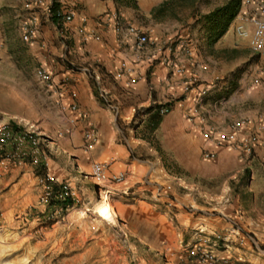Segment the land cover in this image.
I'll return each mask as SVG.
<instances>
[{"label":"crops","instance_id":"0c3cea01","mask_svg":"<svg viewBox=\"0 0 264 264\" xmlns=\"http://www.w3.org/2000/svg\"><path fill=\"white\" fill-rule=\"evenodd\" d=\"M52 1L54 7L72 10L74 15L63 23L46 18L37 33L38 40L50 44L49 50L38 54V61L54 71L55 85L46 88L43 95L52 108V122L42 123L43 129H38L49 139L51 157L45 162L48 172L59 180L71 179L80 184L79 188L107 192L118 217L142 235L152 249L118 220L113 224L147 251L172 255L183 264H208L188 254L190 246L200 243L216 256H226V251L213 245L209 237L213 231L229 230L231 219L202 213L199 205L189 208L185 174L173 171L168 162L175 148L180 150L178 159L187 148L215 151L214 157L202 158L205 162L229 160L241 150L242 158L262 166L264 173V52H253L248 38L235 31L239 16L257 11L256 3L240 0L236 14L214 38V27L205 15L229 0L206 11L196 10L186 20L166 17V8L177 0ZM24 9L18 4L17 15ZM116 14L123 16L121 24H117ZM127 24L146 32L152 43L138 52ZM247 28L251 30L252 26L248 24ZM185 43L190 54L182 47ZM67 53L77 65L73 72L65 67ZM122 60L131 70L118 74ZM190 75L197 82L185 92L184 81ZM72 102L76 110L61 107ZM167 103L169 111L161 114L152 130L162 142L158 149L140 136V123L127 124V120L143 109L147 126L149 113ZM240 118L246 123L236 133L237 147L217 145L213 137L228 131ZM89 127L96 130L97 139L86 148L84 132ZM252 133L258 135L254 154L240 145ZM94 162L105 163L99 176L87 177L77 167L79 163L91 174ZM32 188H41L36 167L29 163L0 164L1 207H26ZM259 218L264 219V214L259 213ZM239 228L256 245L264 240L263 221L250 217ZM228 253L227 264H264V250L253 249L248 241ZM182 256L185 259L181 260Z\"/></svg>","mask_w":264,"mask_h":264},{"label":"rangeland","instance_id":"374dc122","mask_svg":"<svg viewBox=\"0 0 264 264\" xmlns=\"http://www.w3.org/2000/svg\"><path fill=\"white\" fill-rule=\"evenodd\" d=\"M221 1L177 0L166 8V17L186 20L196 10L206 11ZM24 2L0 0V119L12 123H33L35 127L32 128L43 129L42 123L49 125L52 122V108L43 96L46 87L37 78L35 69L41 66L38 54L49 50L50 44L44 39H37L33 44L21 39V22L26 18L27 10H22L20 15L16 10L18 4L24 8ZM46 18L63 23L44 12L40 15L39 27ZM66 45H63V51ZM64 60L70 72L76 70L75 62L70 58L66 60V57ZM48 70L54 74L53 70ZM145 117V110L136 111L127 124L140 123V136L160 149L162 142L146 126ZM62 132L67 131L63 129ZM41 146L47 160L51 157L50 146L48 143ZM178 151L175 148L171 153L168 165L173 171L180 170L185 174L184 189L189 208L199 205L202 213L212 212L223 219L229 218L231 227L242 226V222L250 217L264 222L259 218V213L264 214L262 166L247 162L242 158L241 150L234 152L235 156H230L229 160L213 162L202 160L201 147L198 150L187 148L181 159H178ZM249 153L254 154V151ZM34 167L41 188H32L31 201L27 206L8 209L0 206V264H168L163 253L138 246L112 221L97 215L94 204L100 188H79L80 184L71 179H62L74 187L78 201L62 210L40 203L46 174L54 175L48 172L46 164ZM251 247L264 250V240L257 247ZM169 256L176 264L182 263L180 259Z\"/></svg>","mask_w":264,"mask_h":264},{"label":"built area","instance_id":"2783aa9c","mask_svg":"<svg viewBox=\"0 0 264 264\" xmlns=\"http://www.w3.org/2000/svg\"><path fill=\"white\" fill-rule=\"evenodd\" d=\"M243 1L248 3L252 0ZM253 1L257 5V11H247L242 13L235 26V31L240 37L248 38L249 47L253 52L261 53L264 52V0ZM24 6L27 10V16L21 22V39L29 44H33L37 40L41 13L45 12L63 22L70 21L74 15L72 10L54 7L52 0H25ZM115 19L117 24H121L123 16L116 14ZM248 24L252 26L251 30L247 28ZM126 29L132 36L134 47L138 52L143 51L147 45L152 43V40L147 33L140 28L132 24H127ZM182 47L186 54L191 53V49L188 47L187 43L182 44ZM129 70H131V67L127 61L122 60L119 64L118 74ZM177 70L180 71V68ZM35 74L47 89H52L54 87L53 74L48 69L38 66L35 69ZM65 80H67V78H65ZM196 82L197 80L195 76H188L184 81L183 90L188 92L195 87ZM204 92L205 89L201 90L200 94L202 95ZM61 107L63 109H77V105L74 102L63 104ZM155 109L160 114H164L170 109L169 103L158 105ZM71 122H74V119H71ZM245 123L246 120L243 118L234 120L230 124L229 130L225 133H221L217 137H213V141L217 145L225 143L236 148V133L245 125ZM96 139V130L91 127L87 128L84 132V146L86 148H91ZM257 142V133H252L249 137L243 138L240 145L247 153H249L253 150V147ZM42 143H47V140L37 128H32L25 123H12L0 119V164L29 163L34 166L43 165L45 164L46 155L41 146ZM215 155L216 152L210 149H204L202 151L203 158H212ZM104 167V162H94L92 164L91 174L93 176H99ZM46 175L47 181L43 185V191L39 199L40 203L53 205L56 207V210H62L70 203L78 201V195L74 187L68 181L58 180L48 173ZM210 235L209 240L212 244L225 250L226 256L218 257L214 253L207 251L200 243L190 246L188 249L189 256L195 258L201 263L227 264L230 259V253H228V251L241 248L246 241H248L251 246L257 247L253 238H250L247 234L243 233L239 227L232 226L229 230L224 232L213 231Z\"/></svg>","mask_w":264,"mask_h":264},{"label":"bare ground","instance_id":"6f19581e","mask_svg":"<svg viewBox=\"0 0 264 264\" xmlns=\"http://www.w3.org/2000/svg\"><path fill=\"white\" fill-rule=\"evenodd\" d=\"M27 125H30V127H34V124L32 123H26ZM45 139L49 140L47 137L44 136ZM77 167L79 169H81V171L85 172L84 175L87 176V177H91L92 178V174L89 173V171L84 167L82 166L81 164L77 163ZM94 179V177H93ZM97 200L94 204V210L95 212L97 213L98 216L104 218V219H107L109 221H112V222H115L116 220H118L119 224H121V226H124L126 228H128L129 232L135 236H137L138 240L140 242H143L145 243L148 248L152 249V245L147 242L142 235L140 234H136L133 230H131L128 225L126 224V222L119 218L118 217V214H117V211L116 209L114 208L112 202L110 201V198H109V194L107 192H103V191H98L97 192ZM163 258L165 259V261L168 263V264H176L174 262V260L168 255V254H165L163 253L162 254Z\"/></svg>","mask_w":264,"mask_h":264},{"label":"trees","instance_id":"16d2710c","mask_svg":"<svg viewBox=\"0 0 264 264\" xmlns=\"http://www.w3.org/2000/svg\"><path fill=\"white\" fill-rule=\"evenodd\" d=\"M239 1L240 0H229L226 4L216 7L205 15L212 27H214L215 31L212 34L214 38L220 35L228 21L233 17L234 14H236ZM160 119L161 114L157 110L149 113L147 118V126L149 129L153 130L155 127H157Z\"/></svg>","mask_w":264,"mask_h":264}]
</instances>
